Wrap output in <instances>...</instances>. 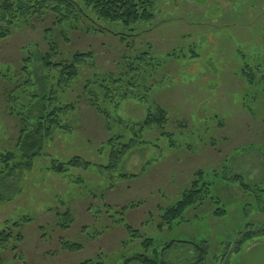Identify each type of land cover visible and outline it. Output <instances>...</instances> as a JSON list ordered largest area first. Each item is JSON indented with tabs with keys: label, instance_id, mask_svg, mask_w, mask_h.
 <instances>
[{
	"label": "rangeland",
	"instance_id": "rangeland-1",
	"mask_svg": "<svg viewBox=\"0 0 264 264\" xmlns=\"http://www.w3.org/2000/svg\"><path fill=\"white\" fill-rule=\"evenodd\" d=\"M153 14L152 21L129 28L105 23L109 31L125 35L124 42L110 33L82 31H67L65 42L58 30L53 33L63 56L92 52L97 71L114 70L123 54L150 51L155 59L146 103L127 100L112 119L129 127L142 123L155 106L166 112L167 123L163 131L153 127L144 132V144L132 149L114 172L105 168L107 152H100L101 144L133 134L107 126L86 107L81 85L70 95L78 102L75 116L67 118L76 121L73 132H54L29 168L19 166V123L8 101L13 84L0 81V161L14 156L10 171L18 163L0 183V227L31 219L18 230L24 239L18 246L22 261L8 252L6 264H141L128 261L138 255L163 264H193L201 258L200 264H234L239 254L232 255L230 243L249 228H264V0H156ZM51 24L47 17L15 26L0 41V71L18 70L27 50L38 64L36 55L46 51L43 31ZM131 42L133 49H128ZM73 157L90 166L62 174L50 170L53 162ZM198 171L217 174L208 180L218 205L205 200L186 212L185 222L163 224V209L180 199ZM234 175L259 189L245 193L230 179ZM218 207L225 213L216 217ZM67 209L74 222L61 231L57 215ZM121 218L138 232L137 238L119 224ZM148 239L152 243L145 248ZM61 240L81 249L65 251ZM258 243H264V235L247 241L241 251Z\"/></svg>",
	"mask_w": 264,
	"mask_h": 264
},
{
	"label": "trees",
	"instance_id": "trees-1",
	"mask_svg": "<svg viewBox=\"0 0 264 264\" xmlns=\"http://www.w3.org/2000/svg\"><path fill=\"white\" fill-rule=\"evenodd\" d=\"M156 0H0V41L7 39L15 26L27 25L33 20L43 21L52 18L51 27L44 29L43 40L46 51L35 57L30 52L26 53V59L18 70L9 73L10 70L0 71V81L12 85L8 93L10 113L18 119V152L20 153L19 166L29 168L43 150V145L49 141L54 132L69 134L73 132L76 121H68V117H74L78 111V102L70 99L71 93L81 85V98L85 106L105 120L109 127L117 125L126 128L133 136L126 139L122 134L112 136L101 144L100 152H107L106 170L114 172L120 161L140 143L141 135L157 127L163 131L167 123L166 112L160 107L150 109L142 123L124 126L119 119L113 118L120 105L127 100L145 102L151 91L150 80L157 71L155 59L150 51L142 53L123 54L116 61L114 70L97 71L94 54L90 51H75L63 56L55 39L54 30H58L62 39L67 42L66 32L82 31L86 35L119 36L121 42L125 41V35L109 31L106 24H119L124 28L135 26L138 23H148L154 19V6ZM106 23V24H105ZM136 35L130 36L136 38ZM132 42H134L132 40ZM127 45L133 49L132 44ZM26 99L27 102L23 101ZM18 101L19 105L16 104ZM72 124L74 127H72ZM14 156L9 155L0 161L4 163V172L1 173L0 183L7 181L14 172L16 166L10 171L8 162ZM23 162V164H22ZM90 164L80 157H73L66 162H53L51 171L62 174L70 169H87ZM216 173L206 174L198 171L194 175V181L184 190L179 200L163 209L161 216L163 224L168 226L178 225L185 222L184 215L188 210L208 200L218 205L212 193V182L209 177ZM128 178V175H121ZM135 177V176H130ZM212 179V177L210 178ZM225 179V178H224ZM241 187L245 193L258 188L259 184L246 185L245 179L239 175L230 177ZM129 208L137 205L131 204ZM126 208L119 211L122 217ZM214 212L218 217L225 213L220 207ZM31 219L23 218L21 222L6 223L0 227V264H6L3 259L5 253H12L14 259L22 261L18 254V246L23 242L19 233L21 224L30 223ZM74 222L71 212L67 209L57 215L56 226L63 231ZM119 224L132 237L137 238L138 232L127 224L123 218ZM264 235V228L258 231L246 230L233 246L232 255L239 256L244 252L242 246L249 240ZM148 248L152 241L144 242ZM229 245V246H230ZM62 249L69 252L78 251L80 245L61 240ZM204 255L205 249L196 247ZM227 252V250H226ZM228 254V253H226ZM224 254V256L226 255ZM238 256V258H239ZM193 264H200L202 261ZM137 261L141 264H163L157 260H151L145 255H138L128 260ZM80 264H100L91 260Z\"/></svg>",
	"mask_w": 264,
	"mask_h": 264
},
{
	"label": "water",
	"instance_id": "water-1",
	"mask_svg": "<svg viewBox=\"0 0 264 264\" xmlns=\"http://www.w3.org/2000/svg\"><path fill=\"white\" fill-rule=\"evenodd\" d=\"M235 264H264V243H258L245 250Z\"/></svg>",
	"mask_w": 264,
	"mask_h": 264
}]
</instances>
